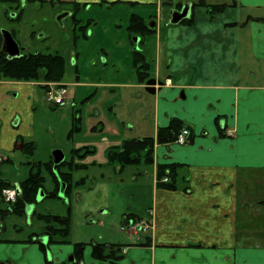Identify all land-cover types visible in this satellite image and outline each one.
I'll use <instances>...</instances> for the list:
<instances>
[{
  "label": "crops",
  "instance_id": "obj_1",
  "mask_svg": "<svg viewBox=\"0 0 264 264\" xmlns=\"http://www.w3.org/2000/svg\"><path fill=\"white\" fill-rule=\"evenodd\" d=\"M200 1L227 8L211 19L206 7L196 6ZM77 2L130 7L132 15L152 21L156 70L150 79L164 86L154 98V134L146 137H157L173 119L191 132L186 146H155L152 207L145 218L128 216L148 222V233L122 243L123 258L116 263L95 260L92 246L85 248L83 263L264 264V21L258 20L264 19V0H183L192 22L177 25L172 13L182 9L166 6L170 22L163 25L162 0ZM36 85L0 81L1 152L20 150V137H34ZM131 85L146 90V84ZM171 164L182 165L178 188H158L157 167ZM49 249L53 262L37 246L20 249L11 262L74 264V246ZM9 251L0 245V262L8 264Z\"/></svg>",
  "mask_w": 264,
  "mask_h": 264
},
{
  "label": "rangeland",
  "instance_id": "obj_2",
  "mask_svg": "<svg viewBox=\"0 0 264 264\" xmlns=\"http://www.w3.org/2000/svg\"><path fill=\"white\" fill-rule=\"evenodd\" d=\"M73 1L77 0L0 2V31L14 34L22 53L63 56L67 62L63 81L68 84V98H75L66 101L65 107L54 109L45 89L34 86V137L26 141L35 142V154L0 151L10 158L0 164L1 181L18 186L29 177L32 167L37 171L39 163L46 178L45 188L40 191L38 202L27 209V216L0 214V245L10 250L8 264H19L11 261L20 249L39 247L27 243L32 235L41 236L45 230L38 214L67 216L71 209L72 233L69 243L64 244L70 247L76 243H85L86 248L95 243L129 244L149 231H138L137 222L125 220L131 215L147 217L153 200V169L146 165L121 168L110 164L109 150L125 140L154 134L156 96L134 89L131 84L139 83L134 54L137 44L138 51L147 54L151 76L155 75V41L150 36L130 34V7L103 4L87 8L82 4L74 17L77 9ZM162 12L160 21L164 25L170 18L165 12L170 9L165 6ZM66 13L69 15L62 18ZM75 83L81 86L77 88ZM38 84L48 90L49 84L61 83ZM83 148L93 153L73 159L72 152ZM56 150L64 153L66 161L86 164L88 168L74 172L73 188L67 196L60 193V198H49L46 193L54 190V183L44 164L53 161ZM79 181L83 183L78 185ZM7 206L2 203L0 210ZM132 221L134 225L130 224ZM39 240L43 244L48 241L44 236ZM47 253L48 262H53L50 249Z\"/></svg>",
  "mask_w": 264,
  "mask_h": 264
},
{
  "label": "trees",
  "instance_id": "obj_3",
  "mask_svg": "<svg viewBox=\"0 0 264 264\" xmlns=\"http://www.w3.org/2000/svg\"><path fill=\"white\" fill-rule=\"evenodd\" d=\"M18 3L19 0H0V2ZM26 2H43L44 0H25ZM183 0H162L163 6H175L182 9ZM77 9L74 13L76 17L77 11L82 7V4L77 1L72 2ZM86 6V5H85ZM196 6H204L210 12L211 19L217 14L222 13L227 5H208L200 1ZM264 21V19H258ZM190 23L192 20H183V23ZM152 23L147 22L144 18L132 15L128 30L131 35L139 37L151 36L155 33L152 28ZM14 36V34H13ZM3 37L0 31V81H18V82H35V83H62L66 73V59L58 54L33 53L25 54L19 58L10 59L7 54L2 52ZM135 71L138 75L140 84H146L151 78V65L144 53L135 50ZM44 89V85H41ZM185 129L184 123L179 119H173L168 127L161 128L158 131L157 137H144L125 140L123 144L111 147L109 150L110 164L120 165L121 168L127 166L154 165V152L156 144L175 143L179 134ZM191 138V137H190ZM17 149H20L25 155L32 156L36 151L35 142H28L25 138L20 137L17 141ZM83 149L74 150L72 152L73 159L75 157L85 158L93 151ZM10 160V159H9ZM45 169L52 176L54 190L46 193V197L60 198L61 184H66L65 196H67L73 188V175L78 170L87 169L86 164L76 163L73 160L64 161L61 163L56 172L54 171V161L44 164ZM182 165H159L157 167V187L167 190H176L178 188L177 181L179 170ZM36 167H32L29 177L19 184L20 195L16 203L8 205L5 210H0V214L5 217L8 213L19 217L27 216V209L38 202L39 193L45 188L46 178L42 174L43 166L39 163L37 171ZM168 181L165 182L164 180ZM83 181H79L82 184ZM15 185L7 181L0 180V190L3 188L14 187ZM36 213L34 212L32 216ZM38 219L45 223L46 227L41 236L32 235L27 241L28 244H39L41 251L47 254L49 248L53 245H64L69 243V238L72 233V218L71 209L68 210L67 216L53 214H38ZM129 220L126 217V221ZM47 237L48 242L43 244L39 238ZM26 243V242H25ZM85 243H76L74 245V253L72 255L74 264H84ZM121 244H92V257L100 262L111 261L116 263L123 257Z\"/></svg>",
  "mask_w": 264,
  "mask_h": 264
},
{
  "label": "water",
  "instance_id": "obj_4",
  "mask_svg": "<svg viewBox=\"0 0 264 264\" xmlns=\"http://www.w3.org/2000/svg\"><path fill=\"white\" fill-rule=\"evenodd\" d=\"M190 7L186 5L181 11H175L172 13V20L171 24L177 25L182 22L184 19L188 18ZM69 14L66 13L63 17L68 16ZM155 25L152 24V27ZM3 37V44H2V52L7 54L10 59L19 58L22 56L23 49L20 47L19 43L15 40L13 34L8 30L1 31ZM138 49V46L137 48ZM164 86V83L158 81L155 78L149 79L146 83V91L152 95H155L158 91V87L161 88ZM53 161H54V169L56 170L57 167L65 161V155L61 150H56L53 153ZM66 184H61L60 193L61 196H65ZM39 199V197H38ZM1 203V201H0ZM27 214H29L27 212ZM32 216V214H31ZM70 261L73 262V257L70 258ZM67 264V263H63Z\"/></svg>",
  "mask_w": 264,
  "mask_h": 264
},
{
  "label": "built area",
  "instance_id": "obj_5",
  "mask_svg": "<svg viewBox=\"0 0 264 264\" xmlns=\"http://www.w3.org/2000/svg\"><path fill=\"white\" fill-rule=\"evenodd\" d=\"M68 98V89L67 85L64 84H49L48 85V91H47V99L49 103L53 105H64L66 99ZM232 133H230L231 135ZM191 132L188 128L183 129V131L179 134L177 140L175 141V144L180 146H186L190 143ZM7 158H5L0 153V163H3L6 161ZM165 182L168 180L165 179ZM20 195V189L16 186L10 187V188H3L0 190V201L1 203L12 205L16 203L18 197ZM127 223V222H126ZM136 223V222H134ZM133 221L130 223L131 225H134ZM136 228L138 231H148L150 229V224L146 222L145 220H139L137 221Z\"/></svg>",
  "mask_w": 264,
  "mask_h": 264
},
{
  "label": "flooded vegetation",
  "instance_id": "obj_6",
  "mask_svg": "<svg viewBox=\"0 0 264 264\" xmlns=\"http://www.w3.org/2000/svg\"><path fill=\"white\" fill-rule=\"evenodd\" d=\"M20 45V44H19Z\"/></svg>",
  "mask_w": 264,
  "mask_h": 264
}]
</instances>
